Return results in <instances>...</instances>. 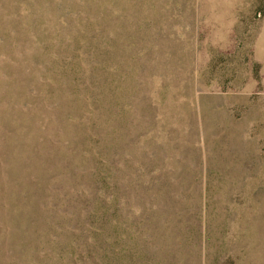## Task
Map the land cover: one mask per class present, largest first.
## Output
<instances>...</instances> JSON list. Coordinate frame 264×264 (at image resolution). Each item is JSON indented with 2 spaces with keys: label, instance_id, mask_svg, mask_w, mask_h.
Returning <instances> with one entry per match:
<instances>
[{
  "label": "rangeland",
  "instance_id": "1",
  "mask_svg": "<svg viewBox=\"0 0 264 264\" xmlns=\"http://www.w3.org/2000/svg\"><path fill=\"white\" fill-rule=\"evenodd\" d=\"M0 264H264V0H0Z\"/></svg>",
  "mask_w": 264,
  "mask_h": 264
}]
</instances>
